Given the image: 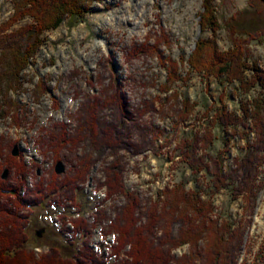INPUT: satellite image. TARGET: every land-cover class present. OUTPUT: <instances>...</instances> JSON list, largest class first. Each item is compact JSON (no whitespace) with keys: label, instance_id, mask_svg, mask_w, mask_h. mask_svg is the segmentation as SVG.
I'll list each match as a JSON object with an SVG mask.
<instances>
[{"label":"rangeland","instance_id":"obj_1","mask_svg":"<svg viewBox=\"0 0 264 264\" xmlns=\"http://www.w3.org/2000/svg\"><path fill=\"white\" fill-rule=\"evenodd\" d=\"M202 1L93 0L84 21L68 27L63 20L56 28L42 32V44L23 70L19 87L5 94L6 100L17 105L16 121L11 116L14 109L5 115L0 104V146L6 153L16 145L17 155H21L30 168L26 177L28 185L47 178L49 171L54 172L53 154L43 151L47 135L51 142L53 138L60 139L64 132L73 135L77 118L82 114V103L105 98L100 102L104 109L101 116H106L103 122L122 125L121 134H127L126 139L137 145L131 150H117L114 156L123 164L125 189L139 196L142 210L157 198L159 191L178 182L184 183L185 190L201 189L202 198H207L210 176L207 172L196 175L190 172L182 161L179 139L211 136L207 151L213 156L222 153L223 164L229 168L235 156L251 144L254 133L250 132L246 141L241 136L243 130L251 127L249 121L247 129L237 127L235 133L223 132L210 126L209 117L205 115L210 108L219 106L220 98L228 111L237 113L240 97L237 83L221 85L212 77L204 78L195 71L184 79L188 66L181 64L180 58L187 59L198 38H211L209 31L201 32L199 26ZM213 5L221 26L215 38L219 50L230 46V37L234 35L230 27L260 33L264 24V0H213ZM12 13L10 0H0V24ZM31 23L30 17H24L11 29ZM246 44L248 58L262 66L264 33L248 39ZM166 58L177 62V74L181 78L168 92L161 89L166 81V62L163 63ZM35 83L42 84L41 94L34 87ZM115 90L122 96L125 113L116 108L105 109ZM173 91L178 93L177 99L170 96ZM252 95L253 92L248 97ZM3 96L4 91L0 90V103ZM184 98L195 105L187 118L179 121L176 112ZM83 147L82 142L74 152L63 147L61 156L71 160L73 155L82 154ZM202 151L198 146L197 156ZM109 154L105 151L100 162L93 166L89 179L78 184L74 192L77 205L65 201L67 205L62 208L49 200L41 207L32 208L27 248L40 253L48 244L68 254L73 246L79 247L82 237L78 235L81 240L77 238L72 245L73 239L64 235L61 223L62 216L76 218L78 211L91 224L87 239L91 248L103 256L109 253L113 233L103 234V230L114 208L122 203L118 196L101 202L103 187L98 188V184L102 181L104 162L114 158ZM59 161L65 173L70 164L63 159ZM212 205L213 217L218 216L220 220L230 217L242 228L237 264H254L255 256L264 250V162L258 167L250 202L242 197L231 200L226 190H220L212 196ZM97 210L101 211L100 215ZM103 215L107 219L95 221ZM36 231H41L39 237L35 236ZM187 251L188 246L183 245L172 254L178 257Z\"/></svg>","mask_w":264,"mask_h":264},{"label":"trees","instance_id":"obj_2","mask_svg":"<svg viewBox=\"0 0 264 264\" xmlns=\"http://www.w3.org/2000/svg\"><path fill=\"white\" fill-rule=\"evenodd\" d=\"M92 1L10 0L13 13L0 24V90L4 91L0 104L5 115L11 108L14 109L11 116L16 121L17 105L6 100L5 94L19 87L23 70L42 44V32L56 28L63 20L68 27L84 21ZM24 17H30L32 23L11 29ZM199 26L201 32L209 31L211 38H198L187 59L180 58V63L188 66L184 79L195 71L204 78L212 77L221 85L237 83L240 95L238 112L228 111L220 98L219 106L210 108L205 115L209 117L210 126L223 132L229 130L235 133L237 127L247 129L249 121L251 127L243 130L241 136L246 141L250 132L254 133L251 144L235 156L229 168L223 164L222 153L213 156L207 151L212 142L211 136L197 138L195 135L190 139H179L181 158L190 172L193 175L207 172L210 176L207 198H202L201 189L193 187L185 190L184 183L178 182L159 191L157 198L149 201L142 210L139 196L125 189L123 164L119 157L114 156L117 150H131L137 145L126 139L127 134H121L122 125L103 122L106 116H101L104 109L100 102L105 98H96L82 103V114L77 118L73 135L64 132L60 139L53 138L52 142L47 135L43 142V151L53 154L54 164L60 159L70 164L65 173L58 175L51 170L47 178H39L30 186L26 182L30 168L23 157L13 156L9 149V152L3 153L0 146V172L2 168L8 170L5 179L0 175V264H237L242 228L239 224L236 226L230 217L222 220L218 216L213 217L212 196L226 190L231 200L242 197L250 202L256 188L258 167L264 162V64L259 66L256 61L250 60L245 46L248 39L263 35L264 24L260 33L247 29L231 30L230 27L234 34L230 37V46L221 51L215 39L221 26L213 0H203ZM165 62L166 81L161 89L168 92L170 86L181 78L177 74V62L170 58H166ZM40 84L35 83L34 87L41 94L43 88ZM251 92L253 95L248 97ZM170 96L177 99L178 93L173 91ZM111 99L105 109L116 108L123 113L125 106L121 94L115 90ZM194 105L186 98L180 100L176 112L178 120L186 119ZM209 111L212 113L210 116L207 114ZM80 142L84 146L82 154H72L71 160L62 158L63 147H69L74 152ZM198 146L203 151L197 156ZM105 151L114 158L104 162L101 169L102 181L98 184V188L103 187L101 202L115 196L122 200L114 208L113 216L103 230V234L112 232L115 235L109 254L100 257L92 250L87 241L91 224L80 214L68 220L62 216L61 223L63 227L66 223L71 226L73 236H82L81 246H73L68 254L48 244L47 249L40 253L27 248V227L32 208L41 207L49 200L62 208L67 205L65 201L75 205L74 192L78 184L89 179L93 166L100 162ZM97 213L100 215L101 211L97 210ZM103 219L107 217L103 215L95 221ZM183 245L188 246L187 253L173 257L172 251ZM254 264H264V250L255 256Z\"/></svg>","mask_w":264,"mask_h":264},{"label":"water","instance_id":"obj_3","mask_svg":"<svg viewBox=\"0 0 264 264\" xmlns=\"http://www.w3.org/2000/svg\"><path fill=\"white\" fill-rule=\"evenodd\" d=\"M11 154L13 156H17L16 145L13 146ZM64 171H65V169H64V166H63L62 162L61 161H57L55 163V165H54V172L56 174H62ZM7 174H8V170L5 168L3 170V172H2V174H1V178L5 179L7 177ZM40 232L41 231H36V235L40 236Z\"/></svg>","mask_w":264,"mask_h":264},{"label":"bare ground","instance_id":"obj_4","mask_svg":"<svg viewBox=\"0 0 264 264\" xmlns=\"http://www.w3.org/2000/svg\"><path fill=\"white\" fill-rule=\"evenodd\" d=\"M21 156V155H20ZM36 168V167H35ZM36 172V171H35ZM59 175V174H58ZM69 203V202H68ZM56 206V205H55ZM58 207H59V205H58ZM64 208V207H63ZM67 211V210H66ZM97 212V211H96Z\"/></svg>","mask_w":264,"mask_h":264},{"label":"built area","instance_id":"obj_5","mask_svg":"<svg viewBox=\"0 0 264 264\" xmlns=\"http://www.w3.org/2000/svg\"><path fill=\"white\" fill-rule=\"evenodd\" d=\"M107 237H108V236H107ZM107 237H106V238H107ZM111 237H112V239H113V236H111Z\"/></svg>","mask_w":264,"mask_h":264}]
</instances>
